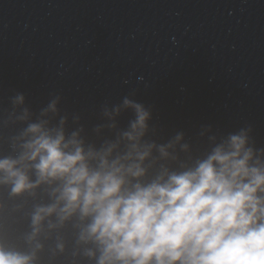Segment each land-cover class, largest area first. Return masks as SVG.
I'll list each match as a JSON object with an SVG mask.
<instances>
[{
  "label": "clouds",
  "instance_id": "obj_1",
  "mask_svg": "<svg viewBox=\"0 0 264 264\" xmlns=\"http://www.w3.org/2000/svg\"><path fill=\"white\" fill-rule=\"evenodd\" d=\"M17 100L23 103V95ZM58 103L52 99L41 113L56 114ZM122 106L133 118L98 148L85 150L78 131L66 135L61 116L58 125L29 123L19 155L0 158V183H10L13 194L55 183L53 202L35 208L28 240L55 214L48 227L75 217L79 241L100 253L97 264H264V162L254 158L247 133H230L192 165L161 164L144 182L145 162L177 159L169 149L182 136L163 145L146 141L149 112L127 97ZM34 258L0 245V264H34Z\"/></svg>",
  "mask_w": 264,
  "mask_h": 264
}]
</instances>
